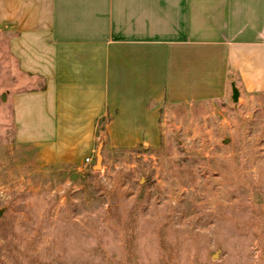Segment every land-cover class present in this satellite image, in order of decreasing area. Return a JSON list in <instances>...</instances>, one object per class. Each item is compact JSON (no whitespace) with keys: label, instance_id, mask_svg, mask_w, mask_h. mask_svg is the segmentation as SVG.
<instances>
[{"label":"rangeland","instance_id":"1","mask_svg":"<svg viewBox=\"0 0 264 264\" xmlns=\"http://www.w3.org/2000/svg\"><path fill=\"white\" fill-rule=\"evenodd\" d=\"M25 4L0 3V264H264L262 98L164 107L160 147L97 135L80 178L62 176L13 118L43 86L11 50Z\"/></svg>","mask_w":264,"mask_h":264},{"label":"crops","instance_id":"2","mask_svg":"<svg viewBox=\"0 0 264 264\" xmlns=\"http://www.w3.org/2000/svg\"><path fill=\"white\" fill-rule=\"evenodd\" d=\"M0 3H26L11 50L43 84L15 96L17 133L62 176L80 178L97 135L109 148L160 147L164 107L231 99L232 83L239 101L264 103V0Z\"/></svg>","mask_w":264,"mask_h":264},{"label":"water","instance_id":"3","mask_svg":"<svg viewBox=\"0 0 264 264\" xmlns=\"http://www.w3.org/2000/svg\"><path fill=\"white\" fill-rule=\"evenodd\" d=\"M238 96H239L238 89L236 88L234 83H232L231 84V99H232V101L236 103L238 101ZM101 147H102L101 145L98 146L96 154H95V163L93 165L94 171H99L101 169V162H102ZM75 177H77V174L73 173L71 175V178L74 179Z\"/></svg>","mask_w":264,"mask_h":264},{"label":"trees","instance_id":"4","mask_svg":"<svg viewBox=\"0 0 264 264\" xmlns=\"http://www.w3.org/2000/svg\"><path fill=\"white\" fill-rule=\"evenodd\" d=\"M111 118L109 117V116H107L106 118H102V119H100L99 121H98V125L99 124H105V123H107L109 120H110Z\"/></svg>","mask_w":264,"mask_h":264},{"label":"built area","instance_id":"5","mask_svg":"<svg viewBox=\"0 0 264 264\" xmlns=\"http://www.w3.org/2000/svg\"><path fill=\"white\" fill-rule=\"evenodd\" d=\"M91 162H92V160L89 158V157H87V158H85L84 159V167H87L88 165L90 166V164H91Z\"/></svg>","mask_w":264,"mask_h":264}]
</instances>
